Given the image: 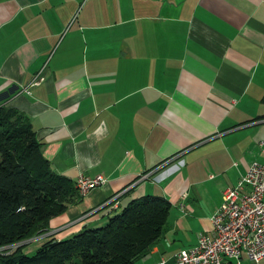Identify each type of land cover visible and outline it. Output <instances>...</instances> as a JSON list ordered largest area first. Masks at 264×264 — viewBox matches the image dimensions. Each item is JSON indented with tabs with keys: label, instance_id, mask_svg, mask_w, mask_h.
<instances>
[{
	"label": "crops",
	"instance_id": "crops-1",
	"mask_svg": "<svg viewBox=\"0 0 264 264\" xmlns=\"http://www.w3.org/2000/svg\"><path fill=\"white\" fill-rule=\"evenodd\" d=\"M0 105L28 118L54 172L106 178L23 250L149 193L170 207L138 263L170 260L264 158V0H0Z\"/></svg>",
	"mask_w": 264,
	"mask_h": 264
},
{
	"label": "trees",
	"instance_id": "trees-1",
	"mask_svg": "<svg viewBox=\"0 0 264 264\" xmlns=\"http://www.w3.org/2000/svg\"><path fill=\"white\" fill-rule=\"evenodd\" d=\"M80 196L74 180L54 172L42 156L28 118L0 105V247L11 244L0 249V264H139L162 234L170 207L164 196L145 193L101 225L23 251L51 216Z\"/></svg>",
	"mask_w": 264,
	"mask_h": 264
},
{
	"label": "built area",
	"instance_id": "built-area-1",
	"mask_svg": "<svg viewBox=\"0 0 264 264\" xmlns=\"http://www.w3.org/2000/svg\"><path fill=\"white\" fill-rule=\"evenodd\" d=\"M29 83L35 84L37 80L33 78ZM253 121L264 122V116ZM260 144L264 154V138L260 139ZM180 153L163 162L179 157ZM105 179L101 174L92 177L78 174L74 185L82 195ZM220 197L219 205L210 215L212 232L200 233L195 244L173 252L170 260L161 258L155 264H228L230 260L238 263L242 254L256 262L264 256V158L250 161L233 185L222 188ZM42 232L32 237L46 234Z\"/></svg>",
	"mask_w": 264,
	"mask_h": 264
},
{
	"label": "rangeland",
	"instance_id": "rangeland-1",
	"mask_svg": "<svg viewBox=\"0 0 264 264\" xmlns=\"http://www.w3.org/2000/svg\"><path fill=\"white\" fill-rule=\"evenodd\" d=\"M23 241H27V239H25V240H23ZM33 242H34V241H31V240H30V242H28V243L31 244V243H33ZM7 245H8V244H7ZM34 249H35V248H32L31 250H23V251H24V252H26V251H27V252H32ZM176 251H177V250H176Z\"/></svg>",
	"mask_w": 264,
	"mask_h": 264
}]
</instances>
